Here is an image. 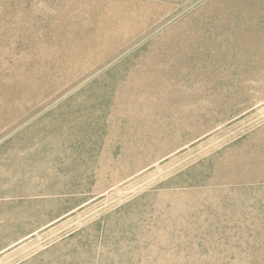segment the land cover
<instances>
[{
  "label": "rangeland",
  "instance_id": "374dc122",
  "mask_svg": "<svg viewBox=\"0 0 264 264\" xmlns=\"http://www.w3.org/2000/svg\"><path fill=\"white\" fill-rule=\"evenodd\" d=\"M0 264H264V0H0Z\"/></svg>",
  "mask_w": 264,
  "mask_h": 264
}]
</instances>
